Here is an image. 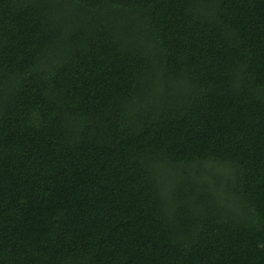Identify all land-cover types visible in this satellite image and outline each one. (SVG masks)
<instances>
[{
  "label": "trees",
  "instance_id": "16d2710c",
  "mask_svg": "<svg viewBox=\"0 0 264 264\" xmlns=\"http://www.w3.org/2000/svg\"><path fill=\"white\" fill-rule=\"evenodd\" d=\"M0 264H264V0H0Z\"/></svg>",
  "mask_w": 264,
  "mask_h": 264
}]
</instances>
